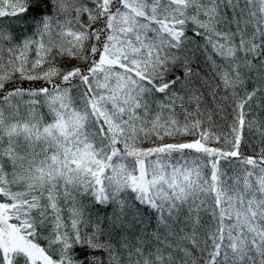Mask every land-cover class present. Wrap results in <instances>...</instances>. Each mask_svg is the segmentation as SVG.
<instances>
[{"label":"snow or ice","instance_id":"snow-or-ice-1","mask_svg":"<svg viewBox=\"0 0 264 264\" xmlns=\"http://www.w3.org/2000/svg\"><path fill=\"white\" fill-rule=\"evenodd\" d=\"M0 264H264V0H0Z\"/></svg>","mask_w":264,"mask_h":264},{"label":"trees","instance_id":"trees-1","mask_svg":"<svg viewBox=\"0 0 264 264\" xmlns=\"http://www.w3.org/2000/svg\"><path fill=\"white\" fill-rule=\"evenodd\" d=\"M73 63H76V61H73ZM246 154H247V155H251V154H252V153H251V150H250V149L246 150Z\"/></svg>","mask_w":264,"mask_h":264}]
</instances>
